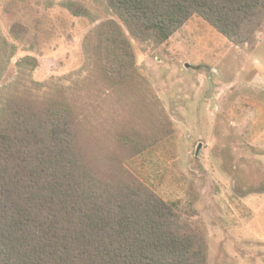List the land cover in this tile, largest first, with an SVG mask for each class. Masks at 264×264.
<instances>
[{
  "label": "rangeland",
  "instance_id": "obj_1",
  "mask_svg": "<svg viewBox=\"0 0 264 264\" xmlns=\"http://www.w3.org/2000/svg\"><path fill=\"white\" fill-rule=\"evenodd\" d=\"M111 21L133 53L123 76L101 53ZM54 101L93 170L172 203L206 264H264V20L235 44L193 15L158 42L133 37L106 0H0V115Z\"/></svg>",
  "mask_w": 264,
  "mask_h": 264
},
{
  "label": "trees",
  "instance_id": "obj_2",
  "mask_svg": "<svg viewBox=\"0 0 264 264\" xmlns=\"http://www.w3.org/2000/svg\"><path fill=\"white\" fill-rule=\"evenodd\" d=\"M106 1L133 37L158 42L193 15L235 44L250 42L264 20V0ZM101 45L111 73L123 76L133 53L114 21ZM177 219L133 175L93 170L65 104L0 115V264H206L204 238Z\"/></svg>",
  "mask_w": 264,
  "mask_h": 264
}]
</instances>
